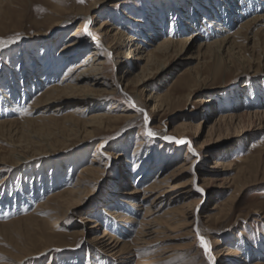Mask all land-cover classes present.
<instances>
[{
	"label": "bare ground",
	"instance_id": "1",
	"mask_svg": "<svg viewBox=\"0 0 264 264\" xmlns=\"http://www.w3.org/2000/svg\"><path fill=\"white\" fill-rule=\"evenodd\" d=\"M125 2L127 0H121L119 4ZM65 3V0L56 1L52 6V17L73 15L76 20L83 19V22L65 38L67 40L62 46V41L57 37L51 42H41L44 53H49L44 55L43 64L37 62L38 64L34 63L31 69L23 70L20 80L12 75L7 84L8 94H1L0 97V107L11 108L15 107V104L17 106L18 103H23L25 98L44 86L31 103V114L39 116L19 123L15 120H4L8 116L4 114L2 116L4 119L0 117V137H3V132L8 126L16 125L20 126L18 129L31 131L36 125L42 124L39 130L31 131L34 139L27 141L34 149L65 146L73 140L83 142L87 139L100 138L101 141L96 144L97 149L93 158L81 168V172L69 187L62 189L56 185L54 188L58 189H54L53 193L35 203L34 211L17 219H12V215L9 217L12 220L0 224V228L3 226L6 228V225L11 224L26 225L23 230L26 234L23 231L22 233L26 235L27 243L17 241L13 248L15 251L10 252L8 258L10 264H24L23 262L32 256H46L53 251L59 240L66 237L76 240L88 235L91 236V240L84 243L86 250H82V247L80 249L81 245L73 246L71 250L76 251V254H72V259H66L63 264H80L85 255L86 264H93L89 260L95 258L93 252L94 254L98 252V261L95 258L98 264H209L207 258L206 261L201 259L197 244L200 245L196 234L197 226L200 235L210 243L215 264H231L230 258L235 254L234 249L229 245L221 246V242L216 239L213 243L210 236L216 234L217 230L207 225L211 222H224L235 209L243 190L250 185L247 179H251L249 177L252 176L253 180L254 177V171L248 165L251 157L235 160L245 164V168L239 170L234 161L231 162L226 156L234 149L211 155L205 148L207 141L219 136L224 129L232 131L245 128L243 133H247V130L253 129L257 124V130L263 131L264 109L256 105L240 111L232 106L229 107L230 111L227 108L214 110L217 111V119L208 125L205 142L203 141L198 148L196 143L203 136L202 132L205 131L206 124H209L213 112L212 100L205 101L200 98L197 103H204L202 106L204 111L203 119L198 124H194L193 120L186 116L187 118L173 127L170 134L160 135L165 142L169 141L165 137L174 138L172 140L174 142L190 141V144H186L187 156L179 166L164 176H158L167 166L155 161L152 153L146 154L139 161H134L139 170L138 176L132 175L129 167L124 166L120 179L115 180L111 189L104 194L102 200L104 204L94 213L89 212V216L85 214L88 212L81 211L80 224L78 223L73 230L64 232V228L68 218L81 210L85 203L83 198L94 191L93 186L98 184V187H101L104 183L100 174L107 168L104 160L110 161L111 155L105 148L107 140L103 135L117 130L118 125L114 126V123L132 117H126L125 114L128 112L125 111L123 114H117L115 108L104 111L105 108L98 103L103 96L115 94V85L108 72L110 62L114 61L118 68L126 69V75L123 78L118 77L120 93L134 103L137 109H144V113L139 111L140 114L137 116L144 124L145 113L148 117L147 125L153 124L155 118L151 113L166 114L176 101L181 99L189 101L196 91L205 87L206 78L202 74L205 65L211 62L219 64L223 61L230 63L231 60L239 62L242 68L264 64V0L184 1V5H180L183 6L182 9L175 5L170 6V13L162 10L160 19H153L155 21L148 22L147 25H144L139 17L124 13L123 20L126 22H123L122 26L113 22L109 16L104 17L105 14H97L100 5H103L99 0L93 1L88 8L74 3L71 11L61 6ZM188 3H192V10L190 6H186ZM169 15L171 22L168 19ZM102 17L104 18L100 20ZM95 21L100 24H97L98 29H93ZM124 23L136 24L140 34ZM169 23L171 29L168 35L164 36L162 34L167 32L164 27L167 28ZM85 29L91 34L89 36L92 37V42L84 36ZM200 37L204 38L199 41ZM55 43L61 46L58 53L53 52L52 46ZM250 51L251 54L262 52V55L258 58H246L245 55ZM74 62L76 63L73 64ZM175 62L186 65L178 71L177 78L171 83L168 91L162 94L158 89L154 90L143 102L141 95L145 97L150 79L163 75ZM195 62L196 64H193ZM176 91L187 94L184 97H177L174 94ZM66 103L70 110L58 118L55 112L62 111L61 107ZM148 107H152V112H147ZM89 112L93 114L88 115ZM50 113L54 114L48 115ZM129 128H132L130 124L118 129V133L127 134ZM191 131L195 133L194 137L187 135ZM141 141L142 144H147L144 139ZM10 142L14 143L11 140ZM15 145L10 151L12 156L19 155L21 148ZM173 147L172 150L170 147L168 149L177 157V146ZM191 149H195L199 155L194 156ZM208 159L213 160V165L209 168L212 172L206 173L199 166ZM3 161L4 159H0V173L3 172L5 165ZM173 161L174 159L169 163ZM22 164L23 161L17 162V166ZM154 172L156 174L153 177ZM178 172L190 173V180L180 185L172 184ZM197 186L204 190L203 194L196 190ZM232 188H235V192L222 206L215 205L212 212H207V203L215 190L220 191L219 196ZM3 195H0V209L10 205L7 195ZM29 201L31 200L28 199ZM22 205L26 207V203ZM161 211L162 215H159ZM138 212L143 213L139 220L136 218ZM133 223L138 225L135 232L132 228ZM182 239H190L182 248L170 246L167 242ZM215 245L221 247L217 250ZM154 246L157 247L151 250ZM251 257L237 256L235 263L232 264H264L259 260H252L249 263Z\"/></svg>",
	"mask_w": 264,
	"mask_h": 264
},
{
	"label": "rangeland",
	"instance_id": "2",
	"mask_svg": "<svg viewBox=\"0 0 264 264\" xmlns=\"http://www.w3.org/2000/svg\"><path fill=\"white\" fill-rule=\"evenodd\" d=\"M56 1L57 0H0V39L8 40L16 34H19L21 37L17 43L9 44L5 48H0V87H2L0 88V97L4 93L8 94L7 84H9L12 75L20 80L23 75V70L31 69L34 63H42L44 61V55H48L49 53H44L41 42H51L53 38L57 37L62 41V46L63 42L67 40H65V38L83 22V19L76 20L73 15H62V17L53 18L51 14L52 6ZM93 1L95 0H84V2L81 3L79 0H65L66 3L61 6L71 11L74 8L72 7L74 3H79L80 6L85 5V7L88 8ZM99 1H101L103 5H100V11H98L97 14L102 13L105 14L104 17L109 16L113 22H116L119 26H122V23L126 22L123 20L124 13L132 17H139L142 23L147 25L148 22H153L158 18L160 19V15L163 11H165V13H170V6L175 5V7L182 9L183 6L180 5H184V1L191 2V0H127V2L119 4L121 0ZM186 6H190L191 10L193 9V7H191L192 3H188ZM169 18H171L170 15L168 16V19ZM169 20V22H171V19ZM94 23L95 28L93 29H98L100 25L99 22L95 21ZM124 24H126L128 28L138 31L136 24ZM170 26L171 24L169 23L167 24V28L166 26L164 27V30L167 32L162 35H168V31L171 29L169 28ZM87 34L86 32L84 36L89 42H92V37ZM202 38L204 37H200L199 41L202 40ZM61 46L55 43L52 46L53 52L58 53ZM251 53V51L248 52L245 55L246 58H258L262 55V52ZM75 63L76 62L73 64ZM193 64H196V62ZM185 65V63H172L163 75L153 76L148 83L145 97L141 95L142 101L145 102L144 99H148L154 90L157 91L158 89L162 94L166 93L171 83L177 78L178 71L184 68ZM65 69L66 67L63 68V71ZM203 69L202 74L204 78H206V85L203 89L196 91L189 101L187 99L176 101L170 112L166 114L165 112L160 115H157V113H153L152 115L151 113L155 121L153 124L146 125L140 117H137L140 112L136 106L133 107V103L119 91L118 77L123 78L126 75V69L124 67L118 68L114 61L110 62L108 72L112 78V83L115 85V94L103 96V98L99 99L98 103L105 108L104 111L115 108L117 109V114H123L125 111L128 112L125 114L126 117H132L123 119L122 122L114 123V126L118 125V127H116L117 130L106 132L104 134L105 136L103 135L107 140L105 148L111 155V157H109L110 161L105 157L106 160H104V164L107 168L100 174V176L103 177L104 183L101 187L95 184L93 186L94 191L83 198L85 203L81 210L76 211L68 218L65 223L66 227L64 228V232L73 230V228L78 225L81 211L84 210L88 212L85 214L89 216V212L91 214L94 213L98 207L100 208V206L104 204L102 201L104 199V194L111 189L115 180L120 179L124 166L129 167L132 175L138 176L139 170L134 165V161H139L146 154L151 153L154 155L155 161L159 162L161 165L163 164L165 167L167 166L158 176H164L172 169L179 166L187 156V145H178V143L174 141L165 142L160 135L170 134L173 127L187 118L186 116H189L194 124H198V122L203 119L204 111L202 108L204 103H197L200 98L205 101L212 100L213 104L211 106L213 112L211 111L212 114L209 119V124H206L205 131L202 132L203 136H201V139L196 143L198 148H200L199 146L203 141L205 142L208 125L214 123L217 119V111L214 110H218L219 108H227L229 110V107L232 106L240 111L255 105L258 106V108L264 109V64H261V66L253 64L250 68H242L239 62L231 60L230 63L227 61H223L219 64L211 62L205 65ZM58 78H60V76ZM43 88L44 86L39 87L38 91L33 95L30 94L23 100V103H18L17 106L15 104V107H0V117L2 118L4 114H7L8 116L2 119L10 121L15 120L19 123L29 118L33 119L38 117L39 114H31V103ZM174 94L177 97H184L187 93L176 91ZM67 104L68 103L61 107L63 108L62 111L55 112L58 118L64 114L65 111L70 110L69 107H66ZM9 109L10 111L12 109V114ZM25 109H27L30 114L25 115ZM147 112H152V107H148ZM53 114L50 113L48 115ZM91 114L93 113L89 112L88 115ZM129 124L132 128L128 129L130 131H128L127 134L118 133V129H123V127ZM39 126H42V124L36 125L31 131L34 132L39 130ZM18 127L20 128V126L16 125L6 127L4 130L5 132H3V137H0V159H4L3 162H5L3 172L0 173V195L6 194L10 201V205L0 209V224L28 215L32 210L34 211L35 203L38 202L39 199H44L48 194L53 193L54 189L69 187L70 183L74 181L75 177L81 172V168L93 158L97 149L96 144L101 141L100 138L87 139L83 142L80 140H73L65 146L34 149L28 145L29 140L34 139L31 131L18 129ZM256 127H258L257 124L253 129L247 130V133H243L245 128H238V130L231 129L232 131L224 129L219 136H214L212 139L209 138L210 140L207 141L208 144L205 148V151L208 150L211 155H215V153H226V151L234 149V151L228 152L226 156L230 158L231 162L234 161L239 170L242 168L244 169L245 164L235 160L237 158L241 160L246 157H251V161L248 165L249 168H252L251 170L255 172H253V180H251L252 176L249 177L251 179H247V183L250 182V185L243 190L235 209L231 211L227 219L224 222H211L207 225L215 231L217 230L216 234L210 236L213 243L219 240L221 246L229 245L234 249L235 254L230 258L231 264L235 263L237 256L242 255L245 257L248 255L252 256L249 263L252 262V260L264 262V130L258 131ZM147 128H151L157 135L155 137H148L145 134ZM187 135L189 137H194L195 133L191 131ZM141 139H144L147 144H142ZM10 140L14 143L10 142ZM15 144H17V147L21 148H19V155L12 156L10 151L13 148L12 146H16ZM164 145L168 148L170 147V149L171 147L174 148V145L177 146V148L175 147L178 151L177 157H174L175 154H171L170 149L166 148ZM238 149H241V151ZM172 159H174V161L169 163ZM19 160L21 162L23 161V164L17 166ZM212 165L213 160L208 159L199 167L202 171L209 173L212 172V170L209 169ZM155 174L154 172L153 177ZM189 180L190 173L178 172L171 183L180 185ZM243 182L245 184V181ZM4 185L5 187L3 188ZM56 185L58 188H54ZM134 186L138 185L134 184ZM234 192L235 188L227 189L226 192L218 196L220 191L215 190L207 203V212H212L215 205L222 206L226 199ZM28 199L31 201L28 202ZM25 203L26 207L22 205H25ZM161 208L163 209V206ZM162 212L163 211H161L159 215H162ZM125 214H127V212H125ZM215 214L216 213H213V215ZM12 215L13 218L9 219ZM142 215V212H138L136 217L137 220H139ZM3 218H7V220ZM137 226L136 223L132 224L133 232H135ZM3 227L0 228V264H10L11 261L8 258L10 257V252L15 251L13 248H15L16 243H27L26 231H23L26 225L11 224L6 225V228ZM22 231L23 233L25 232V234H23ZM90 240L91 236L89 235L85 238H77L76 240L66 237L65 239L59 240L56 246L53 247V251L46 256H32L23 263L63 264L66 259L68 260L72 257V254H76V251L71 250L73 246L81 245L79 248L81 249L82 247V250L85 251L86 244L84 243L90 242ZM188 241L190 242V239L169 240L167 242L170 246L182 248ZM197 244L200 248L201 259H205L206 261L207 257L204 255V250L200 247L199 243ZM221 246H216V249L218 250ZM156 247L157 246L152 247L151 250H154ZM93 255H95L96 261H98V252L95 254L93 252ZM95 258H89V260H91L93 264H98ZM67 263L72 262L67 261ZM86 263L85 255L80 264Z\"/></svg>",
	"mask_w": 264,
	"mask_h": 264
},
{
	"label": "snow or ice",
	"instance_id": "3",
	"mask_svg": "<svg viewBox=\"0 0 264 264\" xmlns=\"http://www.w3.org/2000/svg\"><path fill=\"white\" fill-rule=\"evenodd\" d=\"M79 2L83 3L84 0H79ZM85 31L87 32V29H85ZM88 34L91 35L90 33H88ZM20 39H21V37H20L19 34H16L15 36L11 37L8 40L0 39V48H5L9 44H15ZM132 106L135 107V104L133 103ZM138 111L144 113V109H142V108L138 109ZM24 113H25V115L30 114V112L27 109L24 110ZM144 120H145V124L147 125V123H148V117H147V114L146 113L144 114ZM145 134L148 137H155L157 135V133L153 132L151 130V128H147ZM165 138L168 139L169 141H172L174 139L172 137H165ZM175 142L176 143H179V144H190V141H187V140H175ZM191 151H192V153H193L194 156L199 155L198 153L195 152V149H191ZM196 190L198 192H200L201 194H203V191L204 190L201 189V188H199L198 186H197ZM196 234L199 237L200 247L204 250V255L207 257L209 264H215V259H214L213 255H212V249H211L210 243L207 240H205V238L203 236L200 235V229H199L198 226L196 228Z\"/></svg>",
	"mask_w": 264,
	"mask_h": 264
}]
</instances>
